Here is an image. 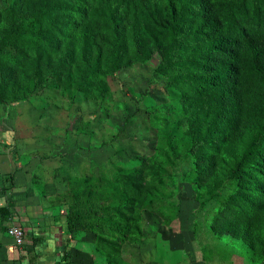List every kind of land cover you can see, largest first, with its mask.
Masks as SVG:
<instances>
[{"label": "rangeland", "instance_id": "1", "mask_svg": "<svg viewBox=\"0 0 264 264\" xmlns=\"http://www.w3.org/2000/svg\"><path fill=\"white\" fill-rule=\"evenodd\" d=\"M23 2L0 0V38L26 28L30 14L12 11ZM257 2L264 7V0L234 6L252 13ZM237 21L238 28L252 26L244 16ZM35 30L25 39L35 40ZM176 40L170 64L155 52L116 71L104 47L84 80L74 60L36 62L41 49L31 41L0 54V91L10 100L0 103V188L10 206L20 184L44 193L52 208L72 201L54 217L66 241L57 245L59 262L264 264L262 248L223 232L250 211L264 159L232 177L234 158L223 144L193 141L187 119L197 85L183 79L197 75L200 56L186 36ZM70 206L84 211L71 233L63 224Z\"/></svg>", "mask_w": 264, "mask_h": 264}, {"label": "trees", "instance_id": "2", "mask_svg": "<svg viewBox=\"0 0 264 264\" xmlns=\"http://www.w3.org/2000/svg\"><path fill=\"white\" fill-rule=\"evenodd\" d=\"M237 1L242 0H25L12 11L21 8L30 14L26 28L3 35L0 54L31 41L35 50L41 49L36 62L45 57V66H50L74 60L84 80L96 70L104 47L112 71L155 52L170 64L177 37L186 36L193 43L192 54L200 56L193 60L197 75L183 79L188 86L197 85L187 119L196 134L193 141L216 138L223 144L234 158L233 177L247 163L264 159V7L257 2L249 13L243 4L238 11ZM242 16L252 26L238 28ZM31 29H36L35 40L25 39ZM9 102L0 91V103ZM259 189L250 211L223 232L264 250V172ZM64 202L74 205L70 199ZM9 206H0V225L9 216ZM70 210L63 224L71 233L84 211Z\"/></svg>", "mask_w": 264, "mask_h": 264}, {"label": "crops", "instance_id": "3", "mask_svg": "<svg viewBox=\"0 0 264 264\" xmlns=\"http://www.w3.org/2000/svg\"><path fill=\"white\" fill-rule=\"evenodd\" d=\"M13 193L15 204L8 207L9 216L0 225V264H63L64 261L72 260L73 257L68 256L58 261L60 255L57 245L64 241L60 233L63 225L61 221L56 223L54 217H58L65 203H55L56 208H52L42 198L44 193H38L27 186L22 187L21 184L13 189ZM3 205L5 197L0 188V206ZM10 225H17L23 230L22 244L15 245L7 235L6 229Z\"/></svg>", "mask_w": 264, "mask_h": 264}, {"label": "built area", "instance_id": "4", "mask_svg": "<svg viewBox=\"0 0 264 264\" xmlns=\"http://www.w3.org/2000/svg\"><path fill=\"white\" fill-rule=\"evenodd\" d=\"M6 233L11 239L13 240V243L15 245H20L23 242L24 233L23 230L17 226V225H10L6 229Z\"/></svg>", "mask_w": 264, "mask_h": 264}]
</instances>
